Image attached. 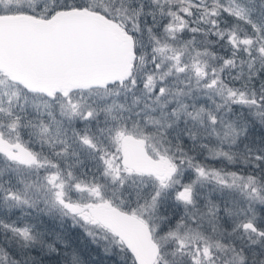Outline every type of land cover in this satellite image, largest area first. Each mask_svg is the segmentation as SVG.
<instances>
[{
	"label": "snow or ice",
	"instance_id": "snow-or-ice-1",
	"mask_svg": "<svg viewBox=\"0 0 264 264\" xmlns=\"http://www.w3.org/2000/svg\"><path fill=\"white\" fill-rule=\"evenodd\" d=\"M0 264H264V0H0Z\"/></svg>",
	"mask_w": 264,
	"mask_h": 264
}]
</instances>
